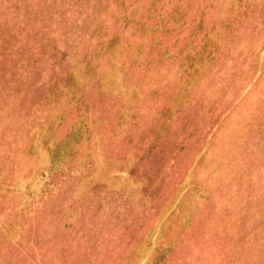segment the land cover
I'll return each instance as SVG.
<instances>
[{
	"label": "rangeland",
	"instance_id": "rangeland-1",
	"mask_svg": "<svg viewBox=\"0 0 264 264\" xmlns=\"http://www.w3.org/2000/svg\"><path fill=\"white\" fill-rule=\"evenodd\" d=\"M0 264H264V0H0Z\"/></svg>",
	"mask_w": 264,
	"mask_h": 264
}]
</instances>
